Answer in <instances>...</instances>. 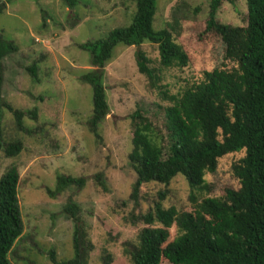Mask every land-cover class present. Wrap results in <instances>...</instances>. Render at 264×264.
Instances as JSON below:
<instances>
[{"label":"rangeland","instance_id":"obj_1","mask_svg":"<svg viewBox=\"0 0 264 264\" xmlns=\"http://www.w3.org/2000/svg\"><path fill=\"white\" fill-rule=\"evenodd\" d=\"M0 4L4 6L0 34L18 46V51L2 62V98L13 109L36 110L37 114L36 120L29 115L23 118V125L31 131L27 134L16 129L9 110L3 111L4 140H19L22 146L12 158L0 153V176L11 166L18 172L23 232L9 254L14 264H54L48 254L52 250L57 264L73 257L74 221L63 211L68 198L79 207L80 224L94 246L89 264H101L99 257L105 249L120 263L128 260L125 251L137 243L144 226L140 217L155 204L174 207L179 213H194L195 205L206 197L222 199L224 183L238 185L232 167L244 158L243 150L220 158L218 178L206 173L204 189L196 190L195 196L189 197L190 189L179 177L167 186L148 182L137 188V175L129 163L130 114L143 109L154 128L165 136L157 107H166L169 102L158 94L159 86L152 87L140 73L136 57L137 50L143 51L149 67L159 69L156 45L115 48L113 58L103 68L109 111L98 128L100 138L88 132L92 93L79 76L93 67L89 54L77 45L127 25L134 12L132 3L78 0L76 6L69 7L64 0H0ZM207 13L208 0H157L154 27L159 29L176 19L179 28L175 42L188 57L186 67L161 71L158 85L171 95L200 82L203 71L216 65L206 50H201L195 34ZM216 17L221 23L245 26V0L222 3ZM235 63L224 58L218 65L230 69ZM32 64L36 66V81L27 71ZM58 174L83 177L85 186L80 190L71 187L51 197L47 190L54 191ZM96 174L102 175L106 190L96 181ZM177 235L173 224L168 241Z\"/></svg>","mask_w":264,"mask_h":264},{"label":"trees","instance_id":"obj_2","mask_svg":"<svg viewBox=\"0 0 264 264\" xmlns=\"http://www.w3.org/2000/svg\"><path fill=\"white\" fill-rule=\"evenodd\" d=\"M64 1L69 7L78 3ZM128 1L134 12L127 25L77 45L89 54L93 67L79 76L92 93L88 132L99 139L98 128L109 111L103 68L113 58L115 48L148 43L157 46L159 69L150 68L144 52L137 50L138 69L152 87L159 86L158 94L169 105L157 107L165 136L154 128L143 109L129 116V163L137 175V188L148 182L167 186L179 177L187 183L189 197L195 196L196 190L204 189L206 173L218 178L220 158L241 150L245 155L232 167L238 185L224 183L222 199L206 197L195 205L194 213H179L174 207L155 204L152 211L140 217L144 226L137 243L125 251L128 260L119 263L105 249L99 257L101 264H264V0H245L246 25L241 27L221 23L216 17L222 3L236 0H208L207 17L195 34L201 50H206L216 65L203 71L200 82L174 95L158 83L162 70L181 69L188 64L187 54L175 42L179 23L173 19L176 23L156 29L157 0ZM3 7L0 4V13ZM17 51V44L0 34V153L6 158L17 156L22 146L19 140H4V109L13 114L16 129L27 134L31 131L23 125V118L29 115L36 120L37 115L36 110L13 109L2 98V62ZM221 57L236 63L230 69L220 67ZM27 71L36 81V66L32 64ZM101 176L96 174V181L106 190ZM85 181L83 177L58 174L54 191L48 189L47 193L55 197L71 187L80 190ZM17 185L18 172L11 166L0 176V264H14L9 254L23 232ZM217 188H221L219 182ZM63 211L74 221L73 257L64 264H89L94 246L80 224L79 207L68 198ZM173 224L178 235L168 241ZM48 254L57 264L54 250Z\"/></svg>","mask_w":264,"mask_h":264}]
</instances>
